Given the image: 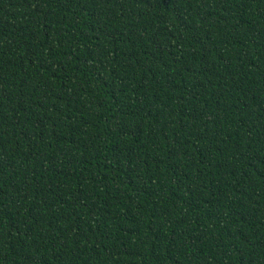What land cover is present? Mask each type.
<instances>
[{"label":"trees","instance_id":"obj_1","mask_svg":"<svg viewBox=\"0 0 264 264\" xmlns=\"http://www.w3.org/2000/svg\"><path fill=\"white\" fill-rule=\"evenodd\" d=\"M0 264H264V0H0Z\"/></svg>","mask_w":264,"mask_h":264}]
</instances>
